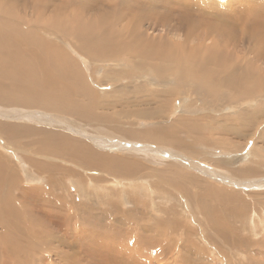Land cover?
<instances>
[{"label":"rangeland","instance_id":"1","mask_svg":"<svg viewBox=\"0 0 264 264\" xmlns=\"http://www.w3.org/2000/svg\"><path fill=\"white\" fill-rule=\"evenodd\" d=\"M1 57L0 264H264V0H0Z\"/></svg>","mask_w":264,"mask_h":264},{"label":"bare ground","instance_id":"2","mask_svg":"<svg viewBox=\"0 0 264 264\" xmlns=\"http://www.w3.org/2000/svg\"><path fill=\"white\" fill-rule=\"evenodd\" d=\"M16 4H17V3H15V5H16ZM19 7H20V6H19ZM127 7H128V6H127ZM120 8H121V7H120ZM32 10H33V9H32ZM15 11H16V10H15ZM15 11H14V12H15ZM145 12H146V11H145ZM152 15H153V14H152ZM125 16H127V15H125ZM128 16H129V14H128ZM137 16H138V15H137ZM139 16H140V15H139ZM120 21H121V20H120ZM135 21H136V20H135ZM125 24H126V23H125ZM152 24H153V23H152ZM120 28H121V27H120ZM125 29H126V28H125ZM136 29H137V28H136ZM131 30H132V29H131ZM138 30H139V29H138ZM118 34L121 36V33H118ZM229 37H230V36H229ZM189 38H190V36H189ZM142 40H144V39H142ZM159 40H160V39H159ZM187 40H188V38H187ZM11 41H12V40H11ZM41 41H42V40H41ZM139 41H140V40H139ZM193 41H194V40H193ZM188 42H189V41H188ZM188 42H187V43H188ZM194 42H195V41H194ZM4 43H6V42H4ZM160 43H162V42H160ZM2 45L4 46L5 44H2ZM2 45H1V46H2ZM27 45H28V44H27ZM160 46H161V45H160ZM16 47H18V46H16ZM16 47H14V48H16ZM39 47H40V46H39ZM14 48H13V49H14ZM194 48H195V47H194ZM261 48H262V47H261ZM10 49H12V48H10ZM13 49H12V50H13ZM19 49H20V47H19ZM30 49H31V48H30ZM192 49H193V48H192ZM5 50H6V49H5ZM15 50H16V53L19 52V51H17V48H16ZM20 50H21V49H20ZM28 50H29V49H28ZM229 51H230V50H229ZM5 52H7V51H5ZM8 52H9V50H8ZM32 52H33V51H32ZM49 52H50V55H51V51H49ZM158 52H159V51H158ZM35 53H36V52H35ZM43 53H44V52H43ZM47 53H48V52H47ZM130 53H132V52H130ZM14 54H15V53H14ZM21 54H22V52H21ZM16 55H19V53L16 54ZM37 55H38V54H37ZM43 55H44V54H43ZM43 55H42V58H44V59H42L43 62H41V63L39 62L40 64H44V62L47 60V59L45 60V57H46V56L44 55V56H45V57H44ZM128 55H129V54H128ZM4 56H5V55H4ZM8 56H9V55H6L5 57H7L8 59L11 58V57H10L11 54H10L9 57H8ZM22 56H23V54H22ZM48 56H49V55H48ZM133 56H135V55H133ZM35 57H36V56H35ZM124 57H125V56H124ZM202 57H203V56H202ZM7 58L1 57V58H0V61L6 63V59H7ZM26 58H28V57H26ZM37 58H38V57H37ZM39 58H40V56H39ZM54 58H55V56H54ZM16 59H17V58H16ZM16 59L13 58V59L9 60V61H11V62H9V63H11V65H12V61L14 62V60H16ZM28 59H29V58H28ZM123 59H124V58H123ZM127 59H128V58H127ZM130 59H131V58H130ZM168 59H169V58H168ZM38 60H39V59H38ZM23 61H24V60H23ZM25 61H26V60H25ZM25 61H24V62H25ZM28 61H29V60H28ZM40 61H41V60H40ZM162 61L164 62L165 60L162 59ZM167 61H168V60H167ZM183 61H184V60H183ZM24 62H23V63H24ZM46 62L48 63V60H47ZM46 62H45V63H46ZM7 63H8V62H7ZM7 63H6V64H7ZM15 63H17V62H15ZM47 63H46V66H47ZM57 63H58V62H57ZM180 63H181V62H180ZM187 63H188V62H187ZM191 63H192V62H191ZM191 63H188V64L192 65ZM21 64H22V63H21ZM55 64H56V62H55ZM11 65H10V66H11ZM56 65H57V64H56ZM186 65H187V64H186ZM193 65H194V62H193ZM8 66H9V65H8ZM10 66H9V67H10ZM16 66H17V65H16ZM28 66H29V65H28ZM39 66H40V65H39ZM180 66H182V65H180ZM23 67H24V66H23ZM47 67H48V66H47ZM173 67H174V66H173ZM182 67H183V66H182ZM32 68H33V63H32ZM180 68H181V67H180ZM186 68H188V70H187V69H179V68H178V72H180V74H182V75H187V76L189 75V76H190V75H191L190 72L193 73V71H194L193 68H194V67L192 68L191 66H187ZM14 69H16V68H14ZM37 69H38V68H37ZM44 69H45V68H44ZM44 69H43V71H44ZM194 69H195V68H194ZM48 72H49V71H48ZM185 72H186V74H185ZM40 74H41V73H40ZM40 74H39V75H40ZM41 75H42V74H41ZM49 76H50V75H49ZM18 77H19V76H18ZM43 77H44V76H43ZM20 78H21V77H20ZM20 78H19V79H20ZM45 78H46V77H45ZM50 80H51V79H50ZM42 81H43V80H42ZM176 81H177V80H176ZM181 81H182V80H181ZM181 81H180V82H181ZM43 82H44V81H43ZM177 82H178V81H177ZM51 83H52V82H51ZM52 84H53V83H52ZM181 84H182V83H181ZM52 86H53V85H52ZM195 129H196V128H195ZM196 130H197V129H196ZM213 141H214V140H213ZM179 171H180V170H179ZM239 192H240V191H239ZM233 193H234V192H233ZM172 199H173V198H172ZM172 199H171V200H172ZM209 206H210V205H209ZM1 209H2V208H1ZM177 215H178V214H177ZM173 217H174V216H173ZM212 221H213V220H212ZM215 222H216V221H215ZM122 225H123V224H122ZM154 229H156V228H154Z\"/></svg>","mask_w":264,"mask_h":264}]
</instances>
